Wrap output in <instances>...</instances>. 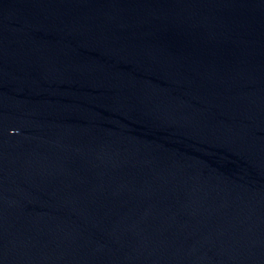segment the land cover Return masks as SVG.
Returning <instances> with one entry per match:
<instances>
[{
    "label": "water",
    "instance_id": "95a60500",
    "mask_svg": "<svg viewBox=\"0 0 264 264\" xmlns=\"http://www.w3.org/2000/svg\"><path fill=\"white\" fill-rule=\"evenodd\" d=\"M0 264H264V0H0Z\"/></svg>",
    "mask_w": 264,
    "mask_h": 264
}]
</instances>
